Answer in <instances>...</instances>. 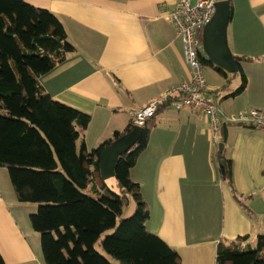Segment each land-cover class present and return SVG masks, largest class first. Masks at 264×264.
Here are the masks:
<instances>
[{"label":"crops","instance_id":"obj_1","mask_svg":"<svg viewBox=\"0 0 264 264\" xmlns=\"http://www.w3.org/2000/svg\"><path fill=\"white\" fill-rule=\"evenodd\" d=\"M27 1L55 13L75 46L39 80L54 99L91 116L82 135L90 151L129 133L133 111L192 79L182 40L167 19L175 0ZM230 1V48L236 56L254 59L240 62L246 88L231 95L242 85L241 75L225 90L226 78L205 66L219 125L198 109L163 108L129 171L150 211L148 232L176 250L183 264H216L220 240L248 235L252 243L264 233V130L231 120L253 109L264 111V0ZM209 67L213 70L207 72ZM116 132L122 135L114 139ZM77 143L80 148L81 139ZM226 160L232 162L234 186L244 203L222 178ZM100 176L89 192H104L105 186L120 194L116 176L111 177L115 189L101 170ZM38 207L18 199L8 168L0 166V254L6 264H47L31 220Z\"/></svg>","mask_w":264,"mask_h":264},{"label":"trees","instance_id":"obj_2","mask_svg":"<svg viewBox=\"0 0 264 264\" xmlns=\"http://www.w3.org/2000/svg\"><path fill=\"white\" fill-rule=\"evenodd\" d=\"M74 49L52 11L27 0H0V166L8 168L18 199L39 206L31 220L41 235L46 263L114 264L113 259L117 264H183L176 250L148 232L149 208L139 183L129 177L148 143L154 117L146 123L138 146L116 165L120 194L105 186L104 192H89L93 179H101L100 155L113 140L90 151L82 135L91 116L54 99L39 80ZM234 56L239 71L230 73L199 52L204 66L214 67L226 78L223 89L229 90L233 77L241 75L242 85L233 96L247 85L240 62L254 60ZM171 104V97L163 99L157 112ZM131 128L132 124L127 131ZM121 135L116 132L114 139ZM220 172L244 203L234 186L231 160ZM128 195L135 199L136 208L125 216L123 198ZM248 239L244 235L229 243L220 240L216 264H264V233L257 235L255 243ZM0 264H6L1 254Z\"/></svg>","mask_w":264,"mask_h":264},{"label":"built area","instance_id":"obj_3","mask_svg":"<svg viewBox=\"0 0 264 264\" xmlns=\"http://www.w3.org/2000/svg\"><path fill=\"white\" fill-rule=\"evenodd\" d=\"M218 1L220 0H175L167 19L176 26L182 39L185 60L193 72L192 79L167 90L160 98L153 99L133 111V125L145 127L148 120L156 115L160 101L169 97L172 98L171 106L177 109L191 107L201 110L211 117L215 126L219 125L218 108L208 93L205 66L199 58V52L203 53V30L214 16ZM231 120L253 124L256 128L264 130V111L258 109L243 112Z\"/></svg>","mask_w":264,"mask_h":264},{"label":"water","instance_id":"obj_4","mask_svg":"<svg viewBox=\"0 0 264 264\" xmlns=\"http://www.w3.org/2000/svg\"><path fill=\"white\" fill-rule=\"evenodd\" d=\"M231 15V1L220 0L216 11L203 30V51L214 64L234 73L239 71V63L228 41V26ZM144 132V127L135 126L129 133L115 140L100 155L102 177L108 179L116 176V165L121 155L130 151Z\"/></svg>","mask_w":264,"mask_h":264},{"label":"rangeland","instance_id":"obj_5","mask_svg":"<svg viewBox=\"0 0 264 264\" xmlns=\"http://www.w3.org/2000/svg\"><path fill=\"white\" fill-rule=\"evenodd\" d=\"M203 54H205V52H203ZM210 70H213V69H211V67L207 68V72H210ZM236 76H240V75H235L233 77V80L235 79ZM107 183L109 184V186H111L112 188L115 189L116 179L110 178V179L107 180ZM125 202H126L125 216H127V215L131 214L134 211L136 204H135V201H134L133 197H131V196L125 198ZM255 241L256 240H254V243H255Z\"/></svg>","mask_w":264,"mask_h":264}]
</instances>
